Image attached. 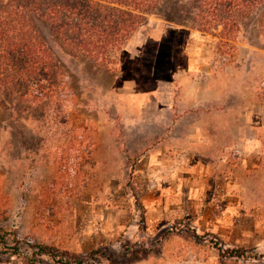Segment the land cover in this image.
I'll return each instance as SVG.
<instances>
[{
    "label": "rangeland",
    "instance_id": "374dc122",
    "mask_svg": "<svg viewBox=\"0 0 264 264\" xmlns=\"http://www.w3.org/2000/svg\"><path fill=\"white\" fill-rule=\"evenodd\" d=\"M147 18L109 70L67 54L35 20L65 75L73 131L40 134L29 110L14 120L0 107V229L86 264H264L255 18L230 50L189 16ZM232 247L246 256L218 250Z\"/></svg>",
    "mask_w": 264,
    "mask_h": 264
},
{
    "label": "trees",
    "instance_id": "16d2710c",
    "mask_svg": "<svg viewBox=\"0 0 264 264\" xmlns=\"http://www.w3.org/2000/svg\"><path fill=\"white\" fill-rule=\"evenodd\" d=\"M149 14L177 24L189 16L197 29L218 38L219 50L222 44L232 49L226 42L255 18L264 41V0H0V107L14 120L29 110L39 132L67 136L73 131L65 111L67 81L35 20L46 23L67 54L109 70L132 35L147 25ZM37 149L27 147L32 153ZM0 231V255L19 257L26 264H86L67 249ZM218 250L228 257L246 256L239 247Z\"/></svg>",
    "mask_w": 264,
    "mask_h": 264
}]
</instances>
